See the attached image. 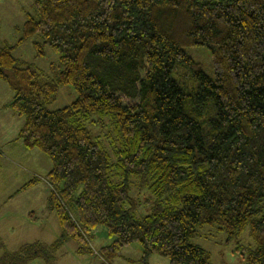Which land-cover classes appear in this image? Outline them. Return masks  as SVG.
<instances>
[{
    "label": "trees",
    "instance_id": "16d2710c",
    "mask_svg": "<svg viewBox=\"0 0 264 264\" xmlns=\"http://www.w3.org/2000/svg\"><path fill=\"white\" fill-rule=\"evenodd\" d=\"M32 8L19 43L39 37L37 56L47 47L60 70L52 77L26 66L6 46L0 80L12 92L8 109L24 119L18 139L51 163L46 207L61 233L5 252L0 264H50L69 242L93 256L99 227L112 240L96 252L105 261L136 245L144 264L151 256L211 264L191 243L205 226L227 240L248 231L246 264H264V0H34ZM191 47L209 51L212 79L185 53ZM179 67L192 84L172 78ZM62 87L74 100L49 111ZM131 186L149 192L148 215L136 217Z\"/></svg>",
    "mask_w": 264,
    "mask_h": 264
},
{
    "label": "rangeland",
    "instance_id": "374dc122",
    "mask_svg": "<svg viewBox=\"0 0 264 264\" xmlns=\"http://www.w3.org/2000/svg\"><path fill=\"white\" fill-rule=\"evenodd\" d=\"M33 2L34 0H0V49L6 46L9 47L12 50L11 54L14 59L23 62L26 66L49 74L51 73V76L54 77L60 70L59 57L47 47L43 50V56H37L34 44L42 43L39 37H33L26 42L19 43L27 16L34 15ZM184 51L188 57L200 65L203 73L208 78H213L210 54L205 47H191L184 49ZM172 78L184 85L192 84L194 81L190 71L180 67L173 71ZM74 98L75 95L68 87H62L58 91L56 100L47 109L49 111L63 109L70 105ZM11 99L12 92L0 80V108L7 106L11 102ZM3 117L4 113H0V257L5 252H15L21 246L31 242L38 241L49 245L53 244L54 222L56 223V216L48 212L46 207L49 190L48 188L43 189V183L39 188L26 193L28 195H17L14 197L15 199L8 200V197L15 193V189L18 187L10 177L11 165L15 162H18L19 166L27 164L25 161L14 157L11 152V149H13L11 144L2 147L1 141H3V138L10 139L17 131L14 129V124H7L5 126V123L2 122ZM21 120L23 122L24 119L21 118ZM94 129L93 127L90 129L92 133ZM3 132L5 136H2ZM104 147L108 150L105 144ZM43 158L45 163L37 161L40 169L46 164L50 166L48 159L45 156ZM138 191V189L131 186L129 196L135 204L139 205L135 209V215L140 218L150 213V208L153 204L149 192L145 190L139 193ZM147 200L150 201L145 202ZM30 213L34 216L33 219L35 221L33 222L28 220ZM27 225L33 228L34 231L29 229ZM90 242V248L94 251L109 246L112 240L108 237L105 228L99 227L93 233ZM191 243L210 255L211 264H246L245 257L248 255L249 249L254 247L253 240L249 236L248 231L244 232L240 237L227 240L225 233L219 232L215 227L211 226L199 229L198 236L193 238ZM77 247V244L74 242L66 244L64 250L56 255V262L54 263L53 259L50 264H111L110 261H105L97 255L95 257L89 256L86 259H84L85 257H78L75 255ZM126 248L122 249L121 255H123ZM126 254V257L132 261L129 264H144L142 258L136 260V258H132L128 253ZM157 258L168 263L167 259L159 256ZM31 264L44 263L42 261H35Z\"/></svg>",
    "mask_w": 264,
    "mask_h": 264
},
{
    "label": "crops",
    "instance_id": "0c3cea01",
    "mask_svg": "<svg viewBox=\"0 0 264 264\" xmlns=\"http://www.w3.org/2000/svg\"><path fill=\"white\" fill-rule=\"evenodd\" d=\"M8 105L4 106L3 108H0V113H4V117L2 119V122L5 123V126H7V124H14V126H15L14 129H16L17 131H16V134L13 135L12 138H10V139L3 138V141H1V145H3L2 147H4L8 144H11V147H13V149H11V152L13 153L14 157L17 159L19 158L18 160L25 161L27 164V165L19 166V163L15 162L13 165H11L10 177H11V180H14L15 184H17L18 187L15 189V191H14L15 193L11 194L8 197V200H12L17 195H23V194L28 195L26 193L33 191L34 189L39 188L42 183H43L42 184L43 189L48 188V190L50 191L49 192L47 190L48 194H49L48 195V198H49L50 193H51V188L47 184L45 178H46V175L51 170V163H50V166H47V164L44 165V167L42 169H40L38 167L37 161H42L43 163H45V160H43L44 154H42L41 152H39L37 150H28V149L24 148L21 141L18 139V134L24 125V120H23V122H21L22 120L20 117L16 118L18 116L14 115L8 108H6V107H8ZM2 136H5L4 132L2 133ZM46 167H48L47 170H45ZM32 180H37V182H35V184L30 186V187H26V185L29 182H31ZM33 218H34V216H32V213H30L28 220L30 222H33V221H35ZM55 218H56V223L54 222V242L59 238L60 233H61V228H60L58 219H57V217H55ZM27 227H29V229L34 231L33 228H31L29 225H27ZM37 234H40V233H37ZM36 242H38V241H36ZM31 243H29V244H31ZM69 243H67V244H69ZM42 244H45V243H42ZM46 245H49V244H46ZM64 247H62L58 253H61L64 250ZM77 249H78V247H77ZM77 249H76V251H77ZM76 251H75V255L78 257H85L84 259L89 257V256H79L76 254ZM97 251L98 250H94L93 251L94 255L91 257H95L97 255L96 254ZM126 253H128L132 258H136V260H139L140 258H142L141 249L138 246L133 245L131 247L124 249L123 255H121L120 258L114 259L111 262V264H117V263L118 264H129L130 262H132L130 259H128V257H126L127 256ZM55 262H56V259H55L54 263ZM147 264H168V263H166L164 260H161L160 258H157V256H151L147 260Z\"/></svg>",
    "mask_w": 264,
    "mask_h": 264
}]
</instances>
